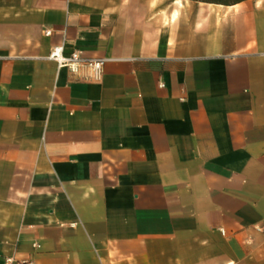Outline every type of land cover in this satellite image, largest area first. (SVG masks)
<instances>
[{"label": "crops", "instance_id": "obj_1", "mask_svg": "<svg viewBox=\"0 0 264 264\" xmlns=\"http://www.w3.org/2000/svg\"><path fill=\"white\" fill-rule=\"evenodd\" d=\"M9 257L264 264V0H0Z\"/></svg>", "mask_w": 264, "mask_h": 264}, {"label": "built area", "instance_id": "obj_2", "mask_svg": "<svg viewBox=\"0 0 264 264\" xmlns=\"http://www.w3.org/2000/svg\"><path fill=\"white\" fill-rule=\"evenodd\" d=\"M46 36L50 35V31H44ZM48 60L56 63L57 67L68 68L72 72H77L79 69L85 68L91 72V78L98 81L102 75V59H88L82 54V51L75 49L72 52L65 54L63 45L53 46L48 54ZM4 264H31L15 261L13 258H6Z\"/></svg>", "mask_w": 264, "mask_h": 264}, {"label": "trees", "instance_id": "obj_3", "mask_svg": "<svg viewBox=\"0 0 264 264\" xmlns=\"http://www.w3.org/2000/svg\"><path fill=\"white\" fill-rule=\"evenodd\" d=\"M191 1L219 4V5H234L247 0H191Z\"/></svg>", "mask_w": 264, "mask_h": 264}]
</instances>
